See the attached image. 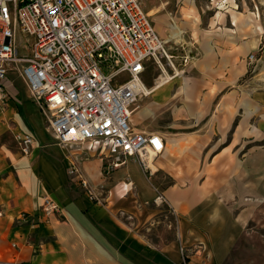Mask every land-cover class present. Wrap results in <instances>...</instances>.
<instances>
[{"label": "crops", "instance_id": "obj_1", "mask_svg": "<svg viewBox=\"0 0 264 264\" xmlns=\"http://www.w3.org/2000/svg\"><path fill=\"white\" fill-rule=\"evenodd\" d=\"M245 68L208 65L207 71L198 74L196 87L175 85L168 97L152 102L161 106L162 113L165 110L167 119L175 105L173 93L181 88L185 98L197 96L193 97L198 111L194 122L181 121L187 114L175 107L174 121L159 122V131L150 122H132L139 110L150 114L148 108L139 106L133 112L135 132L158 133L166 142L151 174L135 158L109 170L105 158L60 145L21 76L11 73V100L7 107H0L2 264H217L225 260L229 245L221 233L223 227L206 219L209 204L198 201L193 193L222 190L230 181L224 165L215 172L213 165L202 168L195 158H199L200 143L205 145L215 136L225 141L233 122L231 86ZM185 79H181L184 84ZM261 96L255 101L262 110L253 119L264 125ZM187 127L194 128L188 131ZM28 136L32 143L24 153L21 141ZM225 155L216 156L220 163ZM72 159L80 163L89 192L69 175ZM155 189L164 192L168 208L155 203ZM46 199L59 206V214L46 215Z\"/></svg>", "mask_w": 264, "mask_h": 264}, {"label": "built area", "instance_id": "obj_2", "mask_svg": "<svg viewBox=\"0 0 264 264\" xmlns=\"http://www.w3.org/2000/svg\"><path fill=\"white\" fill-rule=\"evenodd\" d=\"M172 58L140 0H0V107L11 100L10 74H19L57 142L105 158L109 170L135 158L151 174L149 157L165 152L158 133L134 131L131 113L149 96V65L164 74ZM21 143L27 153L32 137ZM68 171L90 191L77 160ZM44 211L60 208L46 199Z\"/></svg>", "mask_w": 264, "mask_h": 264}, {"label": "rangeland", "instance_id": "obj_3", "mask_svg": "<svg viewBox=\"0 0 264 264\" xmlns=\"http://www.w3.org/2000/svg\"><path fill=\"white\" fill-rule=\"evenodd\" d=\"M140 2L145 11L149 15L151 13L167 53L173 57L172 61L180 73L176 79L170 80L174 73L172 68L168 69L169 74L166 73L165 77L160 69L149 65L143 76L146 85L154 88L161 79L165 84L149 98L137 103L141 110L148 108L150 114H140L139 110L133 115L132 122L140 125L150 122V127L160 131L159 122L174 121L177 107L187 114L179 118L181 121L194 122L198 111L194 109L193 97L197 96L190 94L185 98L179 92L181 88L173 93L175 105L167 119L165 110L162 113L161 106L152 102L163 95L168 97L175 85L190 90L196 87L198 74L207 71L208 65L213 69L225 64L232 67L241 64L242 69L246 66L241 77L231 86L233 122L225 141L221 143L220 137L215 136L205 145L200 143L199 158H195L202 168L213 165L215 172L219 166H225V177L230 182L222 190L197 191L193 196L200 202H208L206 219L223 227L221 233L229 247L225 260L217 264H264V125L253 119L257 116L255 112L262 110L255 98L261 95L264 98V0ZM171 35L177 38L168 39ZM183 78H186L185 84L184 80L181 81ZM241 102H244L243 106ZM247 115L251 119L249 122H246ZM222 152L226 155L220 163V157L216 156ZM238 166L243 170L241 177ZM155 193L156 197L161 194L166 199L160 208H168L164 192L155 189ZM225 238L221 239L225 241Z\"/></svg>", "mask_w": 264, "mask_h": 264}, {"label": "bare ground", "instance_id": "obj_4", "mask_svg": "<svg viewBox=\"0 0 264 264\" xmlns=\"http://www.w3.org/2000/svg\"><path fill=\"white\" fill-rule=\"evenodd\" d=\"M149 14V13H148ZM150 15H151V13H150ZM176 35V34H175ZM173 38H177L176 36H174V35H171L168 39H173ZM166 42V41H165ZM168 54V53H167ZM169 55V54H168ZM171 58V57H170ZM173 65H174V70H175V72L172 74V76H171V78H170V80L171 79H176L177 78V74L178 73H180L179 71H178V69H177V67L175 66V64H174V62H173ZM166 73H164V74H162L163 76L165 75ZM167 74H169L168 72H167ZM180 75V74H179ZM178 75V76H179ZM169 76V77H170ZM165 77H166V75H165ZM168 76H167V78H169ZM162 80V79H161ZM161 80H160V82L158 81V83H157V85L154 87V88H148V91H149V96L147 97V98H149L153 93H155V92H157L158 90H160L163 86H164V84L165 83H162L161 82ZM167 80V79H166ZM169 80V81H170ZM168 81V82H169ZM139 108V105H137L135 108H134V110H133V112L136 110V109H138ZM133 112L131 113V117H132V114H133ZM153 162H154V157H153V155H151L150 157H149V159H148V164H149V166L151 167V169H152V171H153V169H154V164H153ZM156 170V169H155ZM154 172V171H153Z\"/></svg>", "mask_w": 264, "mask_h": 264}]
</instances>
